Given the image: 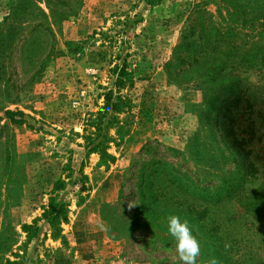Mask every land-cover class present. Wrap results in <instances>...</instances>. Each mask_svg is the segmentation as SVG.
<instances>
[{
  "label": "rangeland",
  "instance_id": "obj_1",
  "mask_svg": "<svg viewBox=\"0 0 264 264\" xmlns=\"http://www.w3.org/2000/svg\"><path fill=\"white\" fill-rule=\"evenodd\" d=\"M262 4L0 0V264H264Z\"/></svg>",
  "mask_w": 264,
  "mask_h": 264
},
{
  "label": "trees",
  "instance_id": "obj_2",
  "mask_svg": "<svg viewBox=\"0 0 264 264\" xmlns=\"http://www.w3.org/2000/svg\"><path fill=\"white\" fill-rule=\"evenodd\" d=\"M242 7H243V5H242ZM257 11H260V15H258V16H260V17H262V19H264V4L257 6ZM117 70H118V79L115 82V84H117V86H118V85H120V82H121L120 79H122L123 77H127L128 75H127V73H125L124 68L123 69L119 68ZM118 93H120V90L118 91ZM108 96H112V92H109ZM117 96L118 97H116V99L119 102H121L120 94H118ZM114 107H115V104L111 103V98L107 97L105 107L103 108L104 114H105V111H107V109L108 110L111 109L112 111H115ZM16 114L14 113V114H8V115L13 117V122L15 124L25 123L24 116L22 113H18L17 115L19 116V118H16V120H14V117L16 116ZM98 130L99 131L105 130V127L100 126L98 128ZM99 131H98L97 137H101V139L99 141L95 142L93 145H91V148L88 149V152L97 153L99 155V164L108 166V164H111L114 161V157L107 152V149H108L107 144L110 141L113 142L114 140L111 137H108L107 133H100L99 134ZM120 132H122L123 134L125 133V131H123L121 129H120ZM89 139H90V141L94 140L92 137L90 138V136H89ZM82 166L83 165L81 163V165L78 169V173H79L80 179L84 180V179H86V176L82 173ZM66 212H67V210L65 208V204L58 203L53 198L50 200L49 208L44 211L43 218L47 220V222L49 223V225L52 229L55 228V229H57V231H60L59 230L60 229L59 228L60 218L63 219V221H64L66 218ZM6 264H12V263L7 262Z\"/></svg>",
  "mask_w": 264,
  "mask_h": 264
},
{
  "label": "clouds",
  "instance_id": "obj_3",
  "mask_svg": "<svg viewBox=\"0 0 264 264\" xmlns=\"http://www.w3.org/2000/svg\"><path fill=\"white\" fill-rule=\"evenodd\" d=\"M167 232L173 239L176 252L183 264H198L201 242L194 234L190 221L179 214H171L167 217ZM207 264H217V259L211 257Z\"/></svg>",
  "mask_w": 264,
  "mask_h": 264
}]
</instances>
